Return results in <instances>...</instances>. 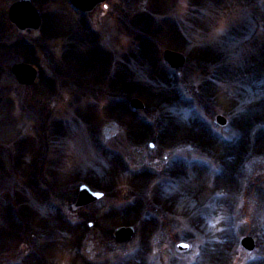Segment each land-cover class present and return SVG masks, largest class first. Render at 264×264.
Here are the masks:
<instances>
[{
    "label": "rangeland",
    "instance_id": "obj_1",
    "mask_svg": "<svg viewBox=\"0 0 264 264\" xmlns=\"http://www.w3.org/2000/svg\"><path fill=\"white\" fill-rule=\"evenodd\" d=\"M15 1L0 0V233L22 210L32 218L0 264H264V0H106L84 14L32 0L42 22L23 32ZM93 50L97 70L80 77L72 52ZM19 62L37 69L33 84L16 82ZM173 125L225 146L202 148L204 129L165 146ZM82 183L103 196L75 206Z\"/></svg>",
    "mask_w": 264,
    "mask_h": 264
},
{
    "label": "water",
    "instance_id": "obj_2",
    "mask_svg": "<svg viewBox=\"0 0 264 264\" xmlns=\"http://www.w3.org/2000/svg\"><path fill=\"white\" fill-rule=\"evenodd\" d=\"M104 1L106 0H69V2L81 12H90L98 4L103 3ZM8 17L9 20L21 30L27 28L37 29L41 23L39 10L33 6L31 0H17L13 2L8 9ZM163 58L173 68L181 67L185 61L183 53L170 49L164 50ZM11 71L14 74L16 80L20 84L24 85L32 84L37 74L36 69L32 65L26 63L14 64L11 68ZM1 102L2 98L0 97V104ZM129 104L134 109H141L144 107V104L137 98H131L129 100ZM216 121L221 125L226 123V119L222 115H217ZM102 196V192L94 191L86 184H80L78 186V194L75 206H85ZM133 232L134 230L131 226H120L114 230V236L118 241H127L131 238ZM240 243L247 250H252L255 246L254 238L251 236L243 237ZM177 247L179 249H185L187 244L180 242L178 243Z\"/></svg>",
    "mask_w": 264,
    "mask_h": 264
},
{
    "label": "trees",
    "instance_id": "obj_3",
    "mask_svg": "<svg viewBox=\"0 0 264 264\" xmlns=\"http://www.w3.org/2000/svg\"><path fill=\"white\" fill-rule=\"evenodd\" d=\"M149 36L147 35V39L151 38L152 35L150 37ZM156 38H153V39H156ZM158 38L156 39L158 42H160L162 44L164 43V45H166V47H168L167 46L168 45L167 42H165L164 40L160 39L161 37H158ZM153 39L151 38L150 41H154ZM149 43L151 44V42H149ZM67 52H69V50L66 51V53L64 54L65 58L68 56ZM70 53H71V51H70ZM72 54H73V60H76L75 62H77V65H82V68L80 67L81 69L77 68V73L76 74H78L80 77L85 78L87 75L90 74L91 71L95 70V72H96L98 65L95 66V63L97 62V58L98 57L95 56V50H93V51H91L89 53L87 52L85 55L82 54L83 56L79 55V53L77 51L72 52ZM101 58L102 57L99 56L98 63L103 66ZM67 76H68L67 78L71 79V80H73V78H75V77H73V75H67ZM132 113H135V112H132ZM140 124L143 126V125H145V122H141ZM139 125H138V127H139ZM133 126L134 127L132 128V130L137 128L134 124H133ZM197 127L199 128V131H197L198 133H196L197 135L193 132V130H191V132L189 133L188 130H185L183 128L182 129L181 128L178 129L174 125L172 127H167V129H166L167 131H166V133H164L165 132V127H164V128L161 129V131H159L160 132L159 140L161 139L162 143L165 146L169 147V146H173L174 143L180 141L182 138H188V137H192V135H195L196 138L194 139L192 137V139L198 140L199 137H200V139H202V138L204 139V141L200 142L202 148L208 150L209 148H211V146H213L215 148V152L218 151V154H219V152L222 151V149L224 148L225 142H221L220 138L215 137L214 135L211 136L209 134V132L205 128H203L205 132H203L204 134H203V137L201 138V136H198V135H199V132H201L203 129H200L199 126H197ZM207 137H210L211 140H207ZM240 152L241 151H239L237 153V155ZM226 166H228V164ZM138 175H140V173L139 174L136 173L134 176H138ZM102 189L103 188L100 187V190H102ZM21 212H22L21 219H23V221H21L20 223L16 222L17 224L9 222V228L6 229L3 233H0V251L5 250V246L4 245L8 244L7 241L9 239H14V240L17 241L19 237H23V235L25 237V234H26L25 233V229L27 227H29L27 223H29L31 221L30 220L29 222H27L26 219L32 218V216L29 213L23 212V210ZM79 225H81V227ZM72 228L74 229V230H72V231H74L72 234H73V238L75 240L74 241V245H75L77 243V241H79V239H80V234L82 232H84V229H86L87 227L85 226L84 222H81V223H79L78 225H76V226H74ZM9 236H12V237H9ZM24 240L27 241L26 238ZM229 242L230 241L228 240L227 245L225 246L223 251L226 252V248L229 247V245H228ZM8 246H6V247H8ZM38 246H39V248L41 250V256L42 257L39 258V252H36V248H35V250H34V248L32 249V251L30 252L29 256L33 257L35 260H39V262H40V260L41 261L44 260L42 252H46L47 249L45 248L44 245L43 246L42 245H38ZM219 260H220V262L222 264H224L227 261L226 258L223 259V256H222V258L220 256ZM248 264H250V263H248Z\"/></svg>",
    "mask_w": 264,
    "mask_h": 264
},
{
    "label": "flooded vegetation",
    "instance_id": "obj_4",
    "mask_svg": "<svg viewBox=\"0 0 264 264\" xmlns=\"http://www.w3.org/2000/svg\"><path fill=\"white\" fill-rule=\"evenodd\" d=\"M40 17H41V22H42V16H41V14H40ZM9 18V17H8ZM10 21V20H9ZM11 23V22H10ZM13 26H14V24L13 23H11ZM15 28H17V27H15ZM18 30H20L19 28H17ZM26 30H34V29H30V28H27V29H25V30H20V31H26ZM23 44H24V42H23ZM26 44V43H25ZM28 45H24V48H28L27 47ZM10 72H11V68H10ZM199 261V260H198ZM198 261H195V263H193V264H200Z\"/></svg>",
    "mask_w": 264,
    "mask_h": 264
}]
</instances>
